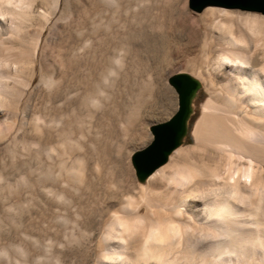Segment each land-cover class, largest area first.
I'll return each mask as SVG.
<instances>
[{
    "label": "rangeland",
    "instance_id": "1",
    "mask_svg": "<svg viewBox=\"0 0 264 264\" xmlns=\"http://www.w3.org/2000/svg\"><path fill=\"white\" fill-rule=\"evenodd\" d=\"M69 2L70 11L60 5L58 14L44 22L41 14L47 13L52 0H34L24 37L6 42L0 36V56L8 55L3 59L26 53V69L19 75L29 81L14 126L0 128V249L9 257L0 256V264H23L10 248L22 240L21 233L40 243V248L27 245L24 264H128L131 247L105 242L108 227L117 217L170 207L154 200L157 194L162 198L163 188L154 190L137 181L130 156L150 142L149 126L167 120L176 110L168 77L179 72L199 76V52H185V24L202 35L208 28L202 19L207 17L211 24L207 9H226L208 7L195 13L189 0H152L158 2L153 14L166 4L172 15L171 34L161 39L149 32L161 21L154 22L151 15L141 14L143 10L137 18L125 14L137 0H117V9L102 0ZM252 6L257 9L227 10L264 16L259 12L264 1ZM107 22L111 28L106 31ZM38 27L43 28L36 43L32 34ZM6 70L3 65L1 71ZM199 85L180 144L183 149L195 146L193 128L208 98L205 84ZM189 155H197L196 150ZM20 178L27 185H16ZM41 179L62 193L66 203L41 192L37 185Z\"/></svg>",
    "mask_w": 264,
    "mask_h": 264
},
{
    "label": "bare ground",
    "instance_id": "2",
    "mask_svg": "<svg viewBox=\"0 0 264 264\" xmlns=\"http://www.w3.org/2000/svg\"><path fill=\"white\" fill-rule=\"evenodd\" d=\"M69 1L52 0L47 13L41 14L44 22L58 14L60 5L69 10ZM151 1L137 0L125 14L137 18L143 10L141 14L151 15L154 22L161 21L162 24L149 32L163 39L173 29L170 8L164 4L162 11L153 14L152 9L158 2ZM241 1L245 6L221 3L195 12L208 7L226 8L207 9L205 16H211V24H207V17L205 21L202 19L203 26L208 27L202 35L196 27L185 24V52L200 54L199 76L187 75L205 84L208 98L193 128L195 146L192 150L179 145L168 155L166 163L144 180L154 190L163 188L162 198L157 194L154 200L170 207H155L149 215L117 217L104 233L105 242H116V247H131L128 264H264V16L257 12L227 10L257 9L252 6L255 0ZM102 2L118 8L117 0ZM33 3L34 0H0L2 39L9 42L12 38L24 37ZM259 12L264 13V9L260 8ZM114 13L122 15L121 10ZM108 23L106 31L111 28ZM42 28L38 27L32 34L36 43L41 39ZM23 55L26 53L20 51L6 59L3 56L8 55L0 56L1 129L4 124L9 128L14 126L22 96L29 85V81L19 75L26 69L24 59L28 57ZM33 57L34 54L29 59ZM116 61L118 63L119 59ZM3 65L8 67L7 72L1 71ZM194 150L197 155L190 157ZM2 179L0 172V181ZM161 180L164 183L160 186ZM18 181L16 185L26 184L24 178ZM37 185L47 197L66 203L64 195L44 185L42 179L37 180ZM10 208L14 209L13 205ZM54 220L60 223L59 216ZM11 221L14 224V217ZM121 222L126 223L128 229L122 228ZM155 226L161 229L158 237L145 245L144 235ZM20 237L22 240L10 248L24 264L29 257L27 245L40 248V243L36 237L24 233ZM0 250V256H8L5 250Z\"/></svg>",
    "mask_w": 264,
    "mask_h": 264
},
{
    "label": "water",
    "instance_id": "3",
    "mask_svg": "<svg viewBox=\"0 0 264 264\" xmlns=\"http://www.w3.org/2000/svg\"><path fill=\"white\" fill-rule=\"evenodd\" d=\"M241 2V0H189L190 9L193 12H199L207 5L221 3L240 5ZM167 83L176 95V110L167 120L150 125V142L144 148L132 152L130 156L131 167L140 183L164 165L168 155L181 144L187 133V123L192 113V102L200 87L196 80L185 73H175L169 76ZM170 130L171 132H169Z\"/></svg>",
    "mask_w": 264,
    "mask_h": 264
},
{
    "label": "clouds",
    "instance_id": "4",
    "mask_svg": "<svg viewBox=\"0 0 264 264\" xmlns=\"http://www.w3.org/2000/svg\"><path fill=\"white\" fill-rule=\"evenodd\" d=\"M122 228L128 229V225L124 222H121L120 225ZM160 226H155L152 229H150L145 235H144V244L148 245L152 243L159 235L160 232Z\"/></svg>",
    "mask_w": 264,
    "mask_h": 264
}]
</instances>
